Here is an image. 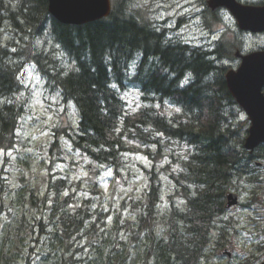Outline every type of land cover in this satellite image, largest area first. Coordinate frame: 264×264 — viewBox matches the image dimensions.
<instances>
[{"label":"trees","instance_id":"trees-1","mask_svg":"<svg viewBox=\"0 0 264 264\" xmlns=\"http://www.w3.org/2000/svg\"><path fill=\"white\" fill-rule=\"evenodd\" d=\"M208 16L216 10L203 12L205 27ZM2 31L8 38L0 39V171L8 163L20 170L11 181L0 175V264H30L24 244L33 239L43 251L33 264H200L206 246L224 247L225 195L237 183L247 182L252 206L264 210V195L255 192L263 190L255 167L264 161V144L244 149L249 122L225 83L241 49L237 37L210 47L172 38L137 0H114L107 18L79 26L52 18L47 0H0V37ZM44 36L62 59L38 44ZM21 64L35 65L44 91L74 104L77 124L57 130L55 142L66 134L73 149L115 174L125 169L127 153L153 161L143 169L146 186L130 215L105 211L96 181L89 191L99 199L80 200L79 181L24 182L43 168L18 148L25 147L19 131L26 111L15 100L23 90ZM128 89L142 105L135 111L122 97ZM164 158L178 168H162Z\"/></svg>","mask_w":264,"mask_h":264},{"label":"rangeland","instance_id":"rangeland-1","mask_svg":"<svg viewBox=\"0 0 264 264\" xmlns=\"http://www.w3.org/2000/svg\"><path fill=\"white\" fill-rule=\"evenodd\" d=\"M113 1V0H111ZM139 5L145 7L144 11L151 20L158 23L165 22L161 26H165L168 30L174 28L176 34L172 38H181L184 41L194 44H202L206 37L205 29L201 27V20L196 17H191L185 24H181L176 28L179 17H182V12L188 8H193L198 5V0H137ZM258 1V0H250ZM202 9V6H201ZM169 17V19H168ZM223 27L226 29H234L232 19L228 15H223ZM228 36H234L230 32ZM8 38L7 33L2 31L1 41L5 43ZM238 38L243 43L244 49L250 48H264V34L247 35L238 34ZM5 41V42H4ZM38 44L44 47V50L53 51L56 58L62 59L58 47L50 43L49 39L41 37L38 39ZM67 65L71 64L68 60H63ZM61 63L60 65H64ZM233 68L236 67V62L231 63ZM65 69L68 66L64 67ZM20 81L23 90L16 96L17 104H23L26 110L22 128L19 131V136L25 141V147H18L20 150L29 153L34 158V165L43 168L38 172L37 178L28 175L24 176V182L32 183L36 186L43 187V185L50 179L56 177H66L75 185L78 181L81 183L80 189L76 192V197L80 200L82 198L92 197L99 199L90 193V186L94 181L97 182L98 187L104 193L105 198L101 201V205L110 211L111 215L122 212L123 217L130 215L132 210V203L136 202L140 195H142V188L145 186V178L142 166H150L151 161L144 158L137 153H127L124 156L126 162L125 169L121 170L119 174H115L112 169L99 166L94 161L90 160L80 151H76L69 143L66 134H60L58 142H55L57 130L67 129L68 126H74L76 114L73 111V103H62L57 93H48L41 89V82L43 81L37 72L35 65H27L24 67L21 64ZM122 97L127 102V108L131 111L137 110L141 105L140 99L133 89H128L122 94ZM14 101V98L11 99ZM20 170L19 166L8 163L3 166L0 175L3 177V182L11 181L14 174ZM161 182L166 183L167 178L161 177ZM157 183V182H155ZM75 186L67 193L74 192ZM257 194L258 191L256 192ZM167 191L163 189L164 199ZM122 203L125 207L122 208ZM234 211V210H233ZM236 215V214H235ZM109 220L111 219V217ZM246 216L240 218L241 222L246 221ZM249 222V221H247ZM250 223V222H249ZM231 227V225H230ZM261 226H257L259 228ZM253 227L250 231V236L243 233L235 239V246L238 249L233 252V257L229 264H236L240 260L246 259L251 255L257 258L255 264H262L264 261V249L256 250V246L260 245L264 248V236H259ZM33 242L25 243L24 248L30 254L28 262L32 264L41 258L40 239H33ZM240 249V250H239ZM254 261V259H253ZM209 257H204L200 264H208ZM215 264H228L224 258H220Z\"/></svg>","mask_w":264,"mask_h":264},{"label":"water","instance_id":"water-1","mask_svg":"<svg viewBox=\"0 0 264 264\" xmlns=\"http://www.w3.org/2000/svg\"><path fill=\"white\" fill-rule=\"evenodd\" d=\"M49 13L60 23L83 25L100 20L110 12L109 0H47ZM211 8L225 7L240 30L264 32V5L244 6L235 0H209ZM241 64L225 76L230 96L244 111L250 126L244 147L253 150L264 143V51L239 56Z\"/></svg>","mask_w":264,"mask_h":264},{"label":"bare ground","instance_id":"bare-ground-1","mask_svg":"<svg viewBox=\"0 0 264 264\" xmlns=\"http://www.w3.org/2000/svg\"><path fill=\"white\" fill-rule=\"evenodd\" d=\"M229 194V192L228 193H226V195H225V198L227 197V195Z\"/></svg>","mask_w":264,"mask_h":264},{"label":"snow or ice","instance_id":"snow-or-ice-1","mask_svg":"<svg viewBox=\"0 0 264 264\" xmlns=\"http://www.w3.org/2000/svg\"><path fill=\"white\" fill-rule=\"evenodd\" d=\"M0 154H2V153H0ZM9 155H10V153H9Z\"/></svg>","mask_w":264,"mask_h":264}]
</instances>
